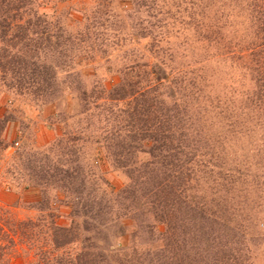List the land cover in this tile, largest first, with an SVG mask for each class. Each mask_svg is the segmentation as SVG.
<instances>
[{"label":"rangeland","instance_id":"1","mask_svg":"<svg viewBox=\"0 0 264 264\" xmlns=\"http://www.w3.org/2000/svg\"><path fill=\"white\" fill-rule=\"evenodd\" d=\"M191 1L158 0L159 10L154 0H37L34 11L17 21L36 24L41 17L51 24L52 35H62V44L52 52L37 46L30 54L18 46L4 61L8 67L0 65V264H41L45 256L53 260L55 227L83 221L121 224L125 234L117 243L130 249L136 263H200L204 237L215 243L232 238L222 225L233 227L230 213L237 207L229 200L239 190L248 196L249 233L264 232V120L245 99L258 75L248 68L251 53L237 45L250 22L237 2L221 10V1L193 0L198 8ZM203 9L207 18L199 27L201 18L192 11ZM28 34L41 45L38 27ZM43 67H51L47 78L53 75V97L7 86L18 79L39 81ZM159 76L165 86L148 93ZM173 79L174 86L181 81L171 91ZM126 83L131 97L119 101L126 93L110 90ZM142 87L146 95L140 97ZM168 113L182 119L195 140L191 147L204 146L209 156L226 149L228 164L238 159L246 177L235 182L230 177L219 192V181L212 187L208 176L199 175L194 192L182 194L187 201L165 204L167 172L162 175L149 142ZM117 129L119 137L106 139ZM140 133L147 135L142 141ZM107 144H131L133 156L125 155L123 163L115 160ZM191 158L173 164L187 168ZM243 193L239 197L245 200ZM168 228L177 232L182 247L175 261L165 245ZM251 243L253 263L264 264V241ZM81 248L76 242L67 251L75 257ZM217 252L210 256L213 264H224Z\"/></svg>","mask_w":264,"mask_h":264},{"label":"trees","instance_id":"2","mask_svg":"<svg viewBox=\"0 0 264 264\" xmlns=\"http://www.w3.org/2000/svg\"><path fill=\"white\" fill-rule=\"evenodd\" d=\"M157 1L158 0H154V4L156 5L157 9L161 10L162 7L157 4ZM218 1L222 2L221 10H225L226 6L230 7L231 5H234L232 2H237L236 5L242 9L243 12H245V17H247L250 22L249 33H247V36L244 38V40H240V43L238 42L237 45H244L246 52L251 53L250 56L253 57V59L251 60L250 67L248 68L252 73L258 75L255 88H253L252 92L246 94L245 99L248 103L247 108H251V112L255 111L258 119L262 118L264 120V0H214L215 3ZM36 3L37 0H0V65L2 69H6L8 67L7 65L9 63L6 64L4 61L8 56L11 55V49H17L18 46L21 48L19 52L22 51V49H25L28 54H30L31 51H36L37 46L39 50L42 47L44 51L51 50L52 47L60 48V44H62V42L59 39L62 38V35H60L58 32H56L58 34L52 35L51 31L49 30L51 24H49L46 20L41 19V17H38L39 22L36 24H31L30 22H27L24 25L17 23V21L23 20V15L27 13L30 14L34 11ZM179 4L182 5L181 3ZM196 4L197 3L193 2V0L191 1L193 8L197 7ZM198 7H200V3ZM204 10L205 9L202 11L197 10V12L192 11L193 14L197 16V18H201L200 21H197V23H199V27H203L201 26V23H204L203 20L207 18ZM42 17H46V15H42ZM32 26L39 28V32L41 33V45H34V39H32L28 34L31 32ZM32 34H36V31H34ZM53 37L55 38V41H52ZM21 54H23V52ZM28 66L29 67H26V69L32 67L33 64ZM43 69L44 71H42L40 74L42 78L39 81H25L24 79H18L15 82H10L7 86L18 89L20 92L37 94L39 97H53L56 92L54 89L53 75L50 76V78H47V75H49L47 69H51V67H43ZM3 72L5 73V71ZM155 81L157 84L152 88L149 89L150 85H148V93H155L159 90V88L165 86L161 82L163 81L162 77H156ZM180 81L176 82L175 86L174 79L170 82L169 88L171 91L173 87L179 86ZM131 89L132 88L130 87V84L126 83L125 86L121 85L113 88V90H110V93H114L116 91L119 92L122 90V92L126 93L122 99H119V101H122L126 96L131 97ZM177 89L179 88L177 87ZM126 90L128 92H126ZM138 93L140 97L146 95L145 89H143V87L140 88ZM82 95L86 96L85 92L82 93ZM247 108H245V110H247ZM166 116L167 114L164 115L161 122H157V132L151 136L149 142L151 143L149 153L161 164V168H163L162 175L164 176L165 172H167V176L165 177L166 179H162L164 183L163 188L165 186V191H168L166 195H169L164 201L165 204H167V202H172L173 205H175L180 202L182 203L183 201H187V194L185 197L182 194L185 193L186 189L187 191H191L193 189L194 192L192 183L199 175H201V177L202 175L208 176L207 183L211 182L212 187L215 186L219 181V192L224 190L225 182H227L230 177L235 179L234 182L236 181L237 177H246L247 172L245 169L240 167L238 159H235L231 161L230 164H228L230 157L227 156L229 152H227L226 149H223L221 153L219 152V154L215 156H209L210 152L207 151V148H204V146V149L200 148L199 146L191 147L189 142L195 140L191 138L189 135L190 133L185 132L186 127L185 125L181 124L182 119L180 118L177 121L174 116L169 117V113L168 117ZM111 117H113V115ZM248 122H251L250 119ZM179 125H182V127H179ZM120 131L121 130L119 129L115 130V132L113 130L109 136H106V139H114L113 137H116V135L119 137L121 135ZM246 132L247 131L244 130L243 133L246 134ZM240 133H242V131L238 132L237 130V134ZM139 136L141 137L140 140L142 141L147 135L146 133H140ZM149 143L138 146L137 150L139 148L145 149L148 147ZM217 144V142L214 144L215 148ZM111 146H115V150L113 152L110 151V149L113 148ZM132 148L135 147H133L131 144L106 145V149H109L107 152L109 156L115 160L117 159L118 161H121L122 163L124 159L125 162L128 159L127 157L125 158V155L133 154L131 150L134 151V149ZM116 149L119 151V155L116 152ZM142 152L145 151H140V153ZM187 155H190L193 158H191V166L183 168L184 166L182 164H173L174 161L181 160L182 157ZM262 165H264V159L262 161ZM262 168L264 169V166ZM184 171H186V174H183ZM168 177H171V179L169 178L168 180ZM182 187L184 188L182 189ZM212 187L210 189L211 194L213 193V190H215ZM208 192L209 188L205 189V193ZM240 193L243 192H240L239 190L236 193L237 196L235 194V197H231L229 200V202L233 200V202H235L234 205L237 207L234 212L231 209L232 213H230V218L232 215H234V221H231V223H233V227L229 228L227 223L222 225L225 230L227 228V232L231 234L232 238H228L226 240L220 238L219 242L215 243L214 239H212L210 236L204 237V244H201V247H199L201 252L200 263L195 262V260L192 258L194 264H202V261H204L206 264L209 262L213 264L214 258L210 256H215L214 253L216 252V248H218L216 257L220 254L222 263L224 264H254V259L252 258L251 250L247 246V242L250 241L252 242L251 244H253L254 241L257 240L264 241V232H261L256 236L249 233L245 224V221L251 220L249 215L246 214L250 208L247 202L248 196L243 193L245 195V201L242 199V197H239ZM218 204H220V202ZM188 205L191 204L188 203ZM203 205L205 206L206 204ZM221 211L226 212L227 210L225 207H221ZM238 220L239 223L237 224ZM240 222L243 223L240 224ZM262 225L264 226V222H262ZM112 228H114V232H111ZM124 229L125 228L121 224L102 225L101 223L97 224L92 221H83L82 225L80 223H75L70 226L57 225L53 231L54 239L52 240L56 256L53 257V260H50L45 256L44 259L41 260V264H140L136 263L134 258L130 257L128 252L130 249H122L117 243V240L125 234ZM172 229L174 230V227ZM166 233L165 236L168 240V243H165V245L169 247L170 251L172 250L175 253L174 256L171 255V259L175 261V259H177V255H180L182 247L177 241L178 236L176 231H172L171 228H168ZM82 234H85L84 237H82ZM247 236H249V238H247ZM76 242H80L82 248L81 250L76 251V256L73 257V255L68 254L67 250H69V248ZM209 245L211 248H209ZM166 246H164V248ZM170 251H168V253H170ZM134 252L136 253V251ZM150 254L151 253L147 255ZM154 254L155 253L152 255ZM139 259H141V257Z\"/></svg>","mask_w":264,"mask_h":264}]
</instances>
